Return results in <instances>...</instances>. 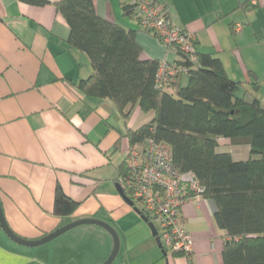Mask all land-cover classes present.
I'll list each match as a JSON object with an SVG mask.
<instances>
[{"label": "crops", "instance_id": "obj_1", "mask_svg": "<svg viewBox=\"0 0 264 264\" xmlns=\"http://www.w3.org/2000/svg\"><path fill=\"white\" fill-rule=\"evenodd\" d=\"M47 1L39 7L0 0V203L6 221L19 237L36 241L68 223L97 219L115 226L127 240L130 222L144 220L116 187L130 146L125 136L149 123L154 112L135 108L126 120L111 101L79 92L76 84L91 74L90 62L68 43L70 28L54 6L61 0ZM94 1L101 18L137 30L144 59L181 62L176 48L125 15L122 5L135 0ZM158 1L165 2L175 25L196 35L199 52L222 59L250 97V73L256 74L261 90L254 96L264 104V0ZM219 144L237 158L247 155L229 139ZM58 188L78 203L69 217L55 212ZM182 214L194 250L189 258L168 256V264H223L227 234L215 221L213 203L203 198L186 203ZM80 229L67 234L69 239L103 235L110 256L113 247L103 230ZM49 245H19L0 227V264L73 262L72 250L65 254L62 244Z\"/></svg>", "mask_w": 264, "mask_h": 264}, {"label": "trees", "instance_id": "obj_2", "mask_svg": "<svg viewBox=\"0 0 264 264\" xmlns=\"http://www.w3.org/2000/svg\"><path fill=\"white\" fill-rule=\"evenodd\" d=\"M20 1L39 7L49 4ZM54 6L70 28V47L90 62L91 74L76 84L79 92L86 98L111 101L126 120L135 108L154 112L149 123L128 130L125 137L130 145H143L148 139L167 143L174 166L195 175L204 188L203 199L215 207L218 227L227 234L223 264H264V104L254 96L261 90L258 76L250 73V97L218 56L199 52L196 44L192 61L173 46L181 56L176 64L187 72L180 71L175 83L159 89L161 62L143 58L136 29L101 18L94 0H61ZM122 6L141 27L135 6ZM223 138L246 150V157L237 159L222 150ZM55 206L57 215L69 217L78 203L58 188Z\"/></svg>", "mask_w": 264, "mask_h": 264}, {"label": "built area", "instance_id": "obj_3", "mask_svg": "<svg viewBox=\"0 0 264 264\" xmlns=\"http://www.w3.org/2000/svg\"><path fill=\"white\" fill-rule=\"evenodd\" d=\"M133 5L145 31L154 34L168 48L178 47L195 61L196 35L175 25L165 4L135 0ZM180 71L187 72L176 63L161 62L157 87L163 89L175 83ZM125 156V174L120 185L126 195L141 203L143 212L157 228L167 256L182 254L189 258L194 239L185 227L182 208L203 198V186L194 174H183L174 166L172 147L167 143L148 139L143 145H130Z\"/></svg>", "mask_w": 264, "mask_h": 264}, {"label": "rangeland", "instance_id": "obj_4", "mask_svg": "<svg viewBox=\"0 0 264 264\" xmlns=\"http://www.w3.org/2000/svg\"><path fill=\"white\" fill-rule=\"evenodd\" d=\"M143 114L148 113L143 112ZM134 203L136 204V208L142 210V205L140 202L134 201ZM89 226L103 230L104 235L108 239V243L110 241V245L112 247L114 246L113 238L109 232L95 225H83L75 228L72 231H69L68 233L58 237L54 241L48 243V245L52 244L51 246H54L62 244L61 247L65 250V254L69 253L68 250H72L74 253V258L71 264H103L108 259L107 248L105 247V237H103V235L84 234L82 236L78 235L77 237L71 239L68 237L70 235H67L71 232H77L75 230H81L80 228H87ZM113 228L117 231L121 243V251L113 264H132V261L135 260V257H137L136 259L138 260L135 264H157L158 262H162V260H164L163 252L158 247L156 239L147 223L143 222L142 220L130 222L126 233L127 240L124 238L121 240L118 230L115 228V226ZM126 247L128 250H126ZM127 251L129 252L126 259Z\"/></svg>", "mask_w": 264, "mask_h": 264}, {"label": "water", "instance_id": "obj_5", "mask_svg": "<svg viewBox=\"0 0 264 264\" xmlns=\"http://www.w3.org/2000/svg\"><path fill=\"white\" fill-rule=\"evenodd\" d=\"M117 190L118 192L121 194V196L123 197V199L130 205V206H134V202L126 195L124 189L122 188V186L120 184H117ZM136 211L138 213L139 210L136 208ZM142 219L144 220L145 223H147L153 233V236L156 239V242L158 244V247L162 250L163 252V256H164V260L166 261V263L168 264L167 261V253L163 248V244L161 241V238L159 236V233L157 231L156 226L154 225V223L150 222V220L147 217H142ZM83 225H95V226H99L103 229H105L107 232H109V234L112 236L113 238V250L110 254V256L108 257V259L103 263V264H113L114 261L116 260V258L118 257L120 250H121V243H120V238L118 236L117 231L113 228V226H111L110 224L103 222L101 220H97V219H82V220H78L75 222H71L66 224L65 226L59 228L58 230H56L55 232L41 238L40 240H36V241H30L24 238L19 237L17 234H15L11 228L9 227L1 203H0V227L1 229L5 232V234L15 243L25 246V247H30V248H35V247H40V246H44L52 241H54L55 239H57L58 237L68 233L69 231H72L75 228H78L80 226Z\"/></svg>", "mask_w": 264, "mask_h": 264}]
</instances>
